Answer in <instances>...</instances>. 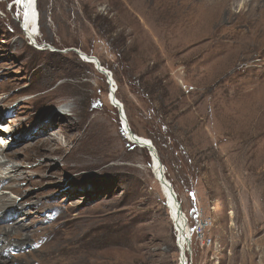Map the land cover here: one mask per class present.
Listing matches in <instances>:
<instances>
[{
  "label": "rangeland",
  "instance_id": "rangeland-1",
  "mask_svg": "<svg viewBox=\"0 0 264 264\" xmlns=\"http://www.w3.org/2000/svg\"><path fill=\"white\" fill-rule=\"evenodd\" d=\"M160 2L38 0L36 42L0 0V138L18 166L0 190L17 206L0 216L8 264H182L164 180L189 264H264V52L237 54L229 20Z\"/></svg>",
  "mask_w": 264,
  "mask_h": 264
},
{
  "label": "bare ground",
  "instance_id": "bare-ground-1",
  "mask_svg": "<svg viewBox=\"0 0 264 264\" xmlns=\"http://www.w3.org/2000/svg\"><path fill=\"white\" fill-rule=\"evenodd\" d=\"M131 1H134V2H136L138 4V2L140 0H131ZM160 1L164 2V7L166 6L165 4L172 6V7L169 6L172 9V11L174 12L172 14V16L176 17L177 19L179 18L182 21L185 20L186 16H187L188 20L194 19V17H195L194 15L195 14H193V13H195L196 10L200 11L199 13L201 14L200 15L201 17H203V14H207V13L209 14L210 13L209 14L210 18L208 17V15L206 17H204V19L208 22V25H209V23L214 22L215 20L216 21H220V22H226L227 20H229L231 22V25H232V28H233V32L231 31L232 32L231 33V39L233 40L232 41L233 49L235 50V52L237 54H240V53L241 54L242 53L243 54H247L248 53V55H249V53H252V52H255V51H258V50H261V52L262 51L264 52V0H142V2H144L145 4L148 5L147 7L151 6V7H153V10H156V11L158 9L159 10L162 9V7H160V6H159V8H155V4L159 3ZM161 4H163V3H161ZM161 4H158V5H161ZM15 6L20 10V13L22 15V18H23V20H22L23 21V29L27 32V34H28L30 39H33V40H35L37 42V39H36L37 32L39 33V35L41 34V30H40V10H39V5H38V0H16ZM185 12H186V14H185ZM226 13H230V16L227 15V17H225ZM161 14H163V13H161ZM158 16H159V14L156 17H158ZM164 16H166V15H164ZM228 16H229V18H228ZM168 18H170V16H168ZM37 20H38V23H37ZM168 20H170V19H168ZM174 20H175V18H174ZM198 20H200V19H198ZM210 27H212V26H210ZM224 27H223V29H224ZM226 27H228V26H226ZM206 30H208V29H206ZM225 30H227V29H225ZM210 31H211V29H210ZM226 33H224V34H226ZM227 36H229V35H227ZM36 44H38V43H36ZM80 54H81V58L87 59L88 62H90L91 64L92 63L95 64V67H96V69L98 68L99 73H102V74L106 75V70L104 68H103L104 70L102 69V66L99 64L97 59H94V58H91L89 56H86L82 52ZM253 56H254V54H253ZM246 57H248V56H246ZM237 59L238 58H236L235 60H237ZM243 65L244 64H242V66ZM246 66H247V64H246ZM238 79H241V78L239 77ZM249 81H251V80H249ZM262 82H263V87H264V78H263ZM111 83L112 84L114 83L113 78H112ZM256 87L257 86H255V88ZM115 92L116 91H114V90L111 91V94H110V99H112L111 100V102H112L111 104L114 103V105H115L114 107L119 108L120 111L122 112V115L125 116V113H124V110L121 107V104L117 100H115V98L113 99V97H114L113 94H115ZM1 102H3V101H1ZM243 106H244V104H243ZM238 108L240 110L239 106H238ZM254 109H255V107H254ZM262 109H263V107H262ZM66 110H68V109L65 108V107H63V108L59 107L58 111H59L60 115H66L67 114ZM256 113H257V111H256ZM253 116H255V115H253ZM263 116H264V114H263ZM125 118L126 117H124V120H123V126H124V129L128 131L127 134L129 136L131 134V130H130L129 126H128L127 119H125ZM259 119H260V117H259ZM0 120H3V119L0 118ZM10 123H13V122L11 121ZM51 126L53 127V126H57V125L56 124H52V123H48V127H51ZM8 129L9 128H6L7 131H8ZM0 136H2V134H0ZM130 137H131L133 143L136 142V144H138L140 146H144V147L150 146V145H147L149 140H143V139H139V138L135 139L136 136H133L134 139H133L132 136H130ZM6 142H7L6 138H0V170H2V172H0L2 174V176L0 177V190L5 185V181L10 179V178H12V174H14L16 172L17 168H18L17 164H15L12 161L13 155L11 153H7L6 152V149H5L6 145H7ZM87 154H86V156H87ZM90 157H92V154H91ZM1 158L5 159V161L2 162ZM10 163H13L14 166L10 167L9 166ZM154 165H156V166L159 165L158 162H157V159H156V162H155ZM8 166H9V168H7ZM81 166H83V165L81 164ZM4 167H6V168H4ZM87 167H89V166H87ZM165 195H166V198H167V202H168V207L170 209V213H171V215L173 217V221H174V223L176 225L175 228H176V234H177V238H178V245H179V248H180V251H181L182 264H189V260L187 259V254L189 253V248H190V245H189V240H190V234H189L190 232H189V230H190V228L188 226L187 221L185 220L186 216H183L179 212L177 203H176V201L174 199V196L172 194V190L170 189V187L168 185L167 186L165 185ZM15 205L16 204L13 201H10L9 199H7L4 196V194L0 195V213H1L0 216L6 215L7 211L10 208H12V207L17 208V206H15ZM5 232H6L5 229H0V234L1 233L5 234ZM109 258H107V259H109ZM91 259H93V258H91ZM113 259H115V257ZM105 261L107 263V260H105ZM99 262H100V260L97 263H99ZM94 263L96 264V262H94ZM0 264H8V263L6 261H4L1 258V256H0ZM80 264H82V263H80Z\"/></svg>",
  "mask_w": 264,
  "mask_h": 264
},
{
  "label": "water",
  "instance_id": "water-1",
  "mask_svg": "<svg viewBox=\"0 0 264 264\" xmlns=\"http://www.w3.org/2000/svg\"><path fill=\"white\" fill-rule=\"evenodd\" d=\"M37 23H38V20H37ZM99 64H100V62H99ZM106 75L108 76V82H111V81H112V75H111V73H110L109 71H106ZM124 117H125V116L121 115V118H122L121 120H122V122H123V120H124ZM125 119H126V118H125ZM125 131L128 133L127 130H125ZM134 143H136V142H134ZM145 144H146V143H145ZM143 145H144V144H143ZM147 145H150V146H148L147 148L149 149V151H150V155H151V157H152V159H153V161H154L153 164H155L156 159H157L158 164H160V159H159V156H158V153H157L156 149L153 147V145L151 144L150 141L148 142ZM141 147H144V146H141ZM164 184H165L166 186L168 185V186L171 188V190H172V194H173V196L175 197V200L177 201L178 210H179V212H180L183 216H185V215L183 214V212H182L181 206H180L179 201H178V197L176 196V194H175V192H174L172 186H171V185L169 184V182L166 181V180H164Z\"/></svg>",
  "mask_w": 264,
  "mask_h": 264
}]
</instances>
